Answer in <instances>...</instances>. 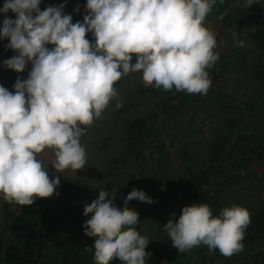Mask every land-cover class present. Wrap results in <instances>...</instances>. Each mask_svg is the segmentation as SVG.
I'll return each instance as SVG.
<instances>
[{
    "label": "clouds",
    "instance_id": "clouds-1",
    "mask_svg": "<svg viewBox=\"0 0 264 264\" xmlns=\"http://www.w3.org/2000/svg\"><path fill=\"white\" fill-rule=\"evenodd\" d=\"M41 2L5 0L0 8V38L16 53L5 67L23 73L31 64L14 91L0 85V198L20 206L53 196L60 179H50L49 164L57 173L85 168L83 126L100 118L110 101L121 106L114 85L122 76L139 72L158 89L206 93L207 69L218 60L216 34L204 23L217 0H86L87 14L75 23L64 4L41 10ZM133 199L154 203L135 188L124 204L103 188L85 203L83 214L90 218L82 227L94 239L96 264L112 258L147 264L149 241L135 227L138 212L127 205ZM171 217L163 227L178 252L203 244L231 256L242 250L250 224L248 210L236 204L214 217L208 204L192 203L178 219L174 212Z\"/></svg>",
    "mask_w": 264,
    "mask_h": 264
},
{
    "label": "trees",
    "instance_id": "trees-1",
    "mask_svg": "<svg viewBox=\"0 0 264 264\" xmlns=\"http://www.w3.org/2000/svg\"><path fill=\"white\" fill-rule=\"evenodd\" d=\"M46 7L47 1L42 0L40 9L44 10ZM212 11L216 23L221 28L240 32L246 40L264 52V4L246 6L244 0H223L222 3L217 0ZM65 13L72 16L73 23L83 22L84 16L72 12ZM86 38L94 42L91 33L87 34ZM6 45L0 41V85L14 91L16 80L26 79L28 74L16 73L5 67L4 62L16 55ZM232 64L233 61L221 60L207 69L211 72V81H219L220 86L225 89V94L228 92L226 72ZM260 69L261 72L253 76L258 81L261 94L256 100L244 101L237 105L242 114L233 109L235 105L231 104L232 100L227 99L220 103H217V99L214 100L215 106L222 108V116L214 119L225 122V132L218 134L208 143L207 160L199 164L190 154L189 146L181 142L178 157L183 165V176L171 179L166 174L163 163L159 164V187L178 195L179 210L175 212L176 219L179 218L181 209L192 203L208 204L212 215L218 216L224 207H228L224 201L226 191L247 179L249 171L256 165L264 168V64ZM134 73L122 76L115 85ZM147 89L157 90L152 86ZM142 94L144 91H141ZM162 94L164 99L157 105L164 114L177 112L193 103H201L200 93L189 94L173 88L167 91L163 89ZM154 123L148 117L134 118L128 122L129 150L137 164L146 161L150 151L161 157L164 143H160V132ZM83 127L85 130L81 139L89 128ZM225 155H229L230 159L224 160ZM138 170L142 171L140 166ZM139 176L145 180L141 173ZM135 177L133 173L131 181H134V184L138 182ZM59 179L60 184L53 196L38 198L31 206L7 202L4 222L1 224L4 231L2 237L0 236V264H96L94 239L86 236L82 227L90 218L83 214L84 205L95 199L101 188L111 193L110 186H81ZM259 180L264 193V173ZM132 190L120 187L118 193L123 204L126 202L125 196ZM143 204L144 202L136 199L127 202L128 207H134L139 214V223L135 226L139 232ZM246 209L250 214V224L245 229L241 251L225 256L218 249L209 250L206 245L201 244L186 252H178L169 238L161 245L149 242L146 248L150 253L147 264H264V198L260 199L257 208H253L251 204ZM171 218L170 216L169 219ZM252 245H255V248ZM107 264L121 262L112 258Z\"/></svg>",
    "mask_w": 264,
    "mask_h": 264
},
{
    "label": "rangeland",
    "instance_id": "rangeland-1",
    "mask_svg": "<svg viewBox=\"0 0 264 264\" xmlns=\"http://www.w3.org/2000/svg\"><path fill=\"white\" fill-rule=\"evenodd\" d=\"M46 1L47 7L64 4V12H72L80 16L87 14L86 0ZM4 3L5 0H0V8ZM7 17L15 19V15L11 11L7 13ZM0 19L3 21L5 16L0 15ZM204 23L216 34L214 50L218 53L217 61H233L226 72L228 82L226 94L223 93L225 89L220 86L219 81L212 80L207 92L200 93V104L193 103L177 112L164 114L157 105L164 99L163 89L157 88L156 91H149L147 88L152 85L146 84L142 80V74L135 72L122 83L114 85L121 106L116 107L115 99L110 101L101 117L94 119L81 139L80 142L86 150L85 168L77 172L69 170L65 173H57L50 164L48 165L50 178L59 176L61 179L81 186H110L111 193L116 196V202L119 204H123L118 193L120 187L145 191L154 203L144 202L142 205L140 232L155 245L164 244L169 239L163 226L171 214L179 210L178 195L168 193L159 187L160 181L157 176L159 164L163 163L166 174L171 179L182 177L183 165L178 157V148L181 142L189 146L190 154L199 164L207 160L208 143L218 134L225 132V122L221 119H214L222 116V108L215 106L214 100L217 99V103H220V101L230 99L232 100L231 104L235 105L233 109L238 114H242L237 105H241L244 101L256 100L261 94L260 86L254 76L261 72L260 67L264 64V52L258 50L240 32L221 28L214 19L213 11L210 12ZM234 33L236 34L235 39ZM237 40H243L244 45L239 46ZM0 41L5 44L9 43L8 40L2 38ZM30 70L31 64L29 63L26 65L25 71L20 74L27 75ZM207 71L211 74L209 70ZM141 91H144V94L141 95ZM254 113L257 115L256 112ZM139 117H148L155 122L154 126H157L160 132L159 141L164 145L160 158L155 152L150 151L148 159L137 164L129 150L127 125L130 120ZM229 159L230 156L225 155L224 160ZM138 166L142 169L141 172L138 170ZM249 172L250 175L247 179L226 191L224 201L228 206L236 204L248 208V205L253 204V208H257L260 199L264 198L259 180L261 174L264 173V168L261 165H256ZM133 173L138 181L136 184L131 181ZM140 173L145 177V180L139 176ZM6 204L7 202L0 198L1 237L4 231L1 229V224L4 222ZM130 208L135 209L134 207ZM252 246L255 248V245ZM148 264L154 263L149 262Z\"/></svg>",
    "mask_w": 264,
    "mask_h": 264
}]
</instances>
